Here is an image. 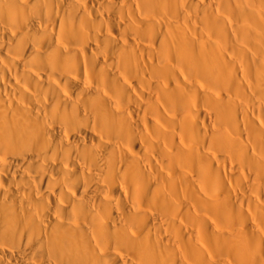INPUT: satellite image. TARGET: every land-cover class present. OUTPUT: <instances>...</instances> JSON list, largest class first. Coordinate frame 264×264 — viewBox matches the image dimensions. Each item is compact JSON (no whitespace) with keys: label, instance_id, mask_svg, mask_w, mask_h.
<instances>
[{"label":"bare ground","instance_id":"1","mask_svg":"<svg viewBox=\"0 0 264 264\" xmlns=\"http://www.w3.org/2000/svg\"><path fill=\"white\" fill-rule=\"evenodd\" d=\"M0 264H264V0H0Z\"/></svg>","mask_w":264,"mask_h":264}]
</instances>
